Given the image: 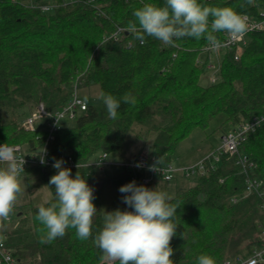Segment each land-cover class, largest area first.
<instances>
[{
	"label": "trees",
	"instance_id": "16d2710c",
	"mask_svg": "<svg viewBox=\"0 0 264 264\" xmlns=\"http://www.w3.org/2000/svg\"><path fill=\"white\" fill-rule=\"evenodd\" d=\"M200 2L233 8L251 19L264 18V0ZM145 3L163 6L164 0H0V146L38 152L47 143L48 128L35 123L30 130L22 122L40 103L51 114L66 107L80 86H96L99 95L117 99L130 93L135 99L134 104L121 99L116 119L108 117L100 99V106L88 104L66 119L72 124L60 123L48 149L55 159L72 156L80 165L70 168L73 177L79 171L94 189L98 212L93 237L82 241L75 229H68L62 238L47 242L46 230L36 220L38 207L20 212L14 228L0 220V238L18 264H118L102 259L93 238L103 226L102 189L112 185L119 190L131 182V172L124 168L107 176L104 167L87 165L97 153L129 154L130 162L154 135L153 158L160 157V165L166 166L172 164L177 145L215 116L225 114V124L233 126L264 117V32L249 33L238 58L237 47L221 49L225 55L217 69L220 78L204 84L218 54L205 50L206 39L183 38L171 47L152 37L142 44L124 30L114 37L135 21L133 12ZM214 35L223 41L227 33ZM239 152L253 163L250 171L245 173L237 164L239 155L225 154L207 175L195 177L194 186L178 189L172 197L171 203L178 205L174 218L178 228L171 241L174 264H197L202 254L216 264H235L251 258L254 251H264L263 199L255 193L247 196L246 190L248 178L262 182L264 188V121ZM39 168L49 186L57 170ZM168 183L157 179L146 187L167 193ZM49 188L53 202L55 190Z\"/></svg>",
	"mask_w": 264,
	"mask_h": 264
},
{
	"label": "clouds",
	"instance_id": "9594fccd",
	"mask_svg": "<svg viewBox=\"0 0 264 264\" xmlns=\"http://www.w3.org/2000/svg\"><path fill=\"white\" fill-rule=\"evenodd\" d=\"M247 3L251 4L252 0ZM133 16L135 21H129L123 30L142 44L146 37L171 47H176V42L183 38L197 41L203 38L215 49L219 41L214 33L224 32L236 39L248 30L246 15L233 8L209 6L200 0H164L163 6L145 3ZM98 99L103 101L110 119L117 118L121 99L125 104L135 103L130 93L117 99L102 92ZM45 155L46 149H43L41 164L46 163ZM64 163L60 159L52 165L57 171L50 177L49 186L54 187L55 199L47 206L38 207L36 220L46 230L47 242L62 238L68 229H75L76 237L86 241L93 237V221L98 212L93 203L94 189L79 171L73 177L72 170L63 167ZM162 163L157 157L149 170L160 173L158 165ZM0 164L5 165L0 167V220H7L24 192L21 173L25 160L17 158L10 148L0 146ZM76 167L80 165L77 163ZM119 192L125 194L123 203L132 210H104L103 226L93 238L103 253L102 259L118 264H174L171 241L178 228L174 222L178 205L171 203L173 198L156 188L137 185L135 181L120 186ZM197 264L216 262L213 257L202 254Z\"/></svg>",
	"mask_w": 264,
	"mask_h": 264
},
{
	"label": "built area",
	"instance_id": "2783aa9c",
	"mask_svg": "<svg viewBox=\"0 0 264 264\" xmlns=\"http://www.w3.org/2000/svg\"><path fill=\"white\" fill-rule=\"evenodd\" d=\"M45 11H49V7L44 8ZM248 17V16H247ZM248 30L246 33L240 37L233 39L228 34L225 36V39L223 41H219V47L213 49L210 45L205 48L207 52L211 53H218L219 50L223 48L227 49H233L235 47L238 48L237 58L243 51V46L246 45V37L249 33L253 32H264V18L263 19H251L248 17ZM123 29H119L117 33L119 34L122 32ZM131 46V43L130 45ZM209 69L213 70V73L217 72V68L215 65L210 64L208 66ZM211 74L210 81L212 83L216 82L217 77L215 74ZM87 108V103L79 98L76 94L73 97V100L71 103H69L66 107L62 108L61 110H56L55 113H49L45 105L41 103L38 105L36 112L26 120L24 123L25 128L34 130L35 129V123L38 120L44 119V118H51V120L48 122V131H49V137L47 139L46 145H44L38 152L31 153L25 150L21 146H4L7 148H10L13 151V154L19 158L25 160L24 164V172L29 170L32 167H52L55 160L62 159L65 163L63 167L67 168H76V162L74 161L73 157L67 154H63L57 159L51 157L50 151L48 149V142L54 140V134L57 130L60 128V123L63 120L66 119H73L76 114V110L84 111ZM264 121V117H253L252 119L248 121H243L238 123L232 130H230L228 133L224 134L221 139V146L219 149L208 155L206 158L200 160L197 164L190 166L188 168L177 170L175 169L172 164L169 165H158L160 167L161 171L160 173L150 171L149 166H151L155 159H149L146 155L140 154L138 155L133 161L130 162H124L121 164L124 168L129 170L131 172V182L135 181L136 183H141L144 186H147L157 179H163L167 182L173 181L177 177H186V178H192V177H198V176H204L209 173L211 169L214 168V163L218 162L220 160V157L225 154H229L230 156H236L238 157L237 164L240 165L243 168V171L247 173L250 171L251 168H253V163L249 161L247 156L240 154V147L241 144L247 139V136L255 131L258 127L261 126V124ZM259 122V123H258ZM43 149H46V155H45V164H41L40 162V153L43 151ZM106 159L107 154H103L100 156L95 162L89 163L87 165L89 166H96V167H104L106 165ZM137 165H140L139 167ZM5 165L0 164V167H3ZM23 173V172H22ZM142 174V176H141ZM170 177V179H169ZM246 190L247 194H257L260 197H262V209H264V188L262 185V182L258 180H253L251 178H248L246 181ZM238 199L234 198L232 199V202L236 203ZM264 262V251H254L251 258L247 260H241L238 259L237 263L235 264H260ZM0 264H18L16 258L13 256L12 252L6 247V244L3 240V238H0ZM226 264H233L231 262H227Z\"/></svg>",
	"mask_w": 264,
	"mask_h": 264
},
{
	"label": "rangeland",
	"instance_id": "374dc122",
	"mask_svg": "<svg viewBox=\"0 0 264 264\" xmlns=\"http://www.w3.org/2000/svg\"><path fill=\"white\" fill-rule=\"evenodd\" d=\"M66 3H73L76 0H65ZM225 55V50H219L214 63L218 69L219 63ZM219 79V73H213V75ZM211 74L203 77L202 83H210ZM79 98L86 101L88 104L96 106L101 105L99 96V88L96 86L85 87L80 86L77 90ZM41 104V103H40ZM39 104V105H40ZM38 107V106H37ZM37 110V108H36ZM27 114H28V110ZM26 115V114H25ZM22 122L24 123L28 118ZM225 114H219L210 120L204 127H196L184 140H182L176 148V151L172 157V166L177 169H184L197 164L200 160L206 158L208 155L216 152L221 146L222 136L228 133L234 128L231 124H225ZM24 119V118H23ZM72 124L71 121H63L62 123ZM63 125V124H62ZM36 126L39 128L48 127L47 120H38ZM154 135L148 140L145 146H142L141 154L147 156V158H153L152 142ZM139 147V146H138ZM102 153H97L90 163L95 162ZM129 156V154H127ZM127 156L112 153L107 155L106 165L104 166L105 175L113 176L121 173L124 167L121 165L126 161ZM22 186L24 187L23 194L19 197L18 202L10 213L9 218L6 220L7 228H14L18 222V216L20 212L29 213L32 209L39 207L41 204H48L52 201L53 195L49 186L43 181L41 169L39 167H32L29 170L21 173ZM195 177L184 178L177 177L173 181L167 184V193L173 197L178 189L194 186ZM249 196V194H247ZM128 207L123 203V198L118 188L112 185H107L102 189L101 193V209L105 211H113L119 207ZM130 210V209H127ZM264 230V221L262 222ZM264 264V262H263Z\"/></svg>",
	"mask_w": 264,
	"mask_h": 264
},
{
	"label": "water",
	"instance_id": "95a60500",
	"mask_svg": "<svg viewBox=\"0 0 264 264\" xmlns=\"http://www.w3.org/2000/svg\"><path fill=\"white\" fill-rule=\"evenodd\" d=\"M56 112V110L54 111V113Z\"/></svg>",
	"mask_w": 264,
	"mask_h": 264
}]
</instances>
